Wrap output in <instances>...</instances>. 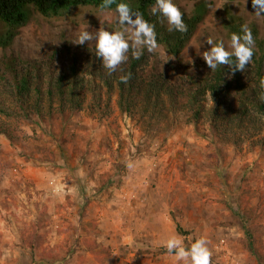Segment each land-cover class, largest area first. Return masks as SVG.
I'll list each match as a JSON object with an SVG mask.
<instances>
[{
  "label": "rangeland",
  "instance_id": "rangeland-1",
  "mask_svg": "<svg viewBox=\"0 0 264 264\" xmlns=\"http://www.w3.org/2000/svg\"><path fill=\"white\" fill-rule=\"evenodd\" d=\"M173 3L189 16L206 8L182 63L155 49L151 66L170 65L180 76L184 64L192 72L207 66L202 53L211 47L209 37L230 50L228 19L243 18L264 31L252 0ZM100 27L123 30L111 10L81 7L60 18L33 11L11 46L0 47V91L12 79L5 70L11 56L48 62L57 53L58 69L78 53L86 70L96 45H80L78 36ZM100 116L89 108L33 115L15 141L0 136V264H182L160 253L172 237L184 245L204 238L210 264H264V144L258 136L237 152L206 120L187 124L186 112L158 136L117 106ZM177 225L191 233L187 240Z\"/></svg>",
  "mask_w": 264,
  "mask_h": 264
},
{
  "label": "trees",
  "instance_id": "trees-1",
  "mask_svg": "<svg viewBox=\"0 0 264 264\" xmlns=\"http://www.w3.org/2000/svg\"><path fill=\"white\" fill-rule=\"evenodd\" d=\"M120 3L128 4L133 13L142 14L145 21L154 25L157 48H163L181 63L206 15L205 7H198L191 16L182 11L188 29L182 33L170 31L173 26L160 12L153 14L156 0H114L107 7H102L104 0H0V47L11 46L17 32L30 23L33 11L45 18H60L81 7L116 12ZM243 25L251 29L255 39L254 55L243 72L235 74L229 65L215 70L206 66L192 72L184 64V75L180 76L170 65L151 66L155 50L149 52L146 47L139 59L133 57L130 48L127 61L114 73L103 67L96 56V47L86 70L81 64V54H72L70 49L72 58L58 69H54L57 53L48 62H28L11 56L5 70L12 79L0 91V136L15 141L23 132V121L33 115L45 117L89 108L104 118L117 106L121 114H129L153 136L170 131L178 122L177 115L186 112L187 124L197 125L206 120L216 137L231 144L237 152L248 138L258 136L264 144V31L243 18H230L225 22L229 39L232 33L239 34ZM129 73L131 79L122 82L121 77ZM3 76L2 82L6 80ZM116 90L118 98L114 101ZM2 170L0 167V174ZM177 230L186 240L191 234L181 225H177ZM184 246L190 247L188 243ZM160 253L168 254L167 248H161Z\"/></svg>",
  "mask_w": 264,
  "mask_h": 264
},
{
  "label": "clouds",
  "instance_id": "clouds-1",
  "mask_svg": "<svg viewBox=\"0 0 264 264\" xmlns=\"http://www.w3.org/2000/svg\"><path fill=\"white\" fill-rule=\"evenodd\" d=\"M113 2L114 0H104L102 7L110 6ZM252 6L255 9V15L264 16V0H252ZM152 11L153 14L160 12L167 18L169 24L173 26L170 31L187 32L182 13L173 0H156ZM116 12L118 24L123 26L122 31H109L100 27L94 33L82 30L78 36L80 45L95 41L97 58L102 62L103 67L112 73L127 61L130 48L133 57L139 59L143 55V48L146 47L149 52H152L159 46L154 25L145 21L142 14L133 13L126 3H120ZM125 33L130 34L128 38ZM207 44L211 47L202 53V59L211 70L221 65H229L234 69L233 74L243 72L254 55L255 39L247 25L241 26L239 34H231L228 46L230 50L226 49L223 40L217 42L209 37ZM129 79H131V73L121 77L124 83H127ZM166 248L168 254H174L177 261L182 264H210L211 253L204 238L195 239L190 247H185L181 238L172 237L167 241Z\"/></svg>",
  "mask_w": 264,
  "mask_h": 264
}]
</instances>
